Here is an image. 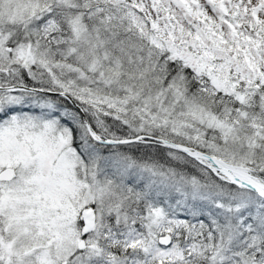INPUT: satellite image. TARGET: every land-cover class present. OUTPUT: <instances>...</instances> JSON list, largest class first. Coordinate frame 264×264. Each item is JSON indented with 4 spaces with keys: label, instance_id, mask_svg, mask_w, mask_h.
Masks as SVG:
<instances>
[{
    "label": "snow or ice",
    "instance_id": "obj_1",
    "mask_svg": "<svg viewBox=\"0 0 264 264\" xmlns=\"http://www.w3.org/2000/svg\"><path fill=\"white\" fill-rule=\"evenodd\" d=\"M0 264H264V0H0Z\"/></svg>",
    "mask_w": 264,
    "mask_h": 264
}]
</instances>
